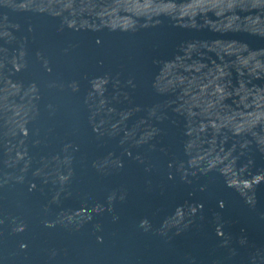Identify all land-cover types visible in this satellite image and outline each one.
<instances>
[{
	"label": "water",
	"instance_id": "1",
	"mask_svg": "<svg viewBox=\"0 0 264 264\" xmlns=\"http://www.w3.org/2000/svg\"><path fill=\"white\" fill-rule=\"evenodd\" d=\"M0 264H264V0H0Z\"/></svg>",
	"mask_w": 264,
	"mask_h": 264
}]
</instances>
